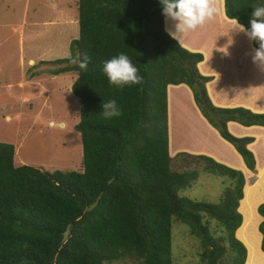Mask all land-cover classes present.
Instances as JSON below:
<instances>
[{"label": "trees", "instance_id": "trees-1", "mask_svg": "<svg viewBox=\"0 0 264 264\" xmlns=\"http://www.w3.org/2000/svg\"><path fill=\"white\" fill-rule=\"evenodd\" d=\"M253 5L264 6V0H224L223 10L249 28ZM76 16L77 36L69 40L67 56L50 61L62 64L50 73H76L70 89L78 103L74 129L80 135L82 168L14 165L13 145L0 141V264H172V219L199 239L201 262L244 264L247 249L235 237L243 174L206 155H169L166 86L184 83L190 89L201 115L252 173L257 169L246 145L253 138L232 135L226 122L264 126V113L211 103L205 88L209 77L196 67L202 55L163 29L160 0H77ZM119 53L138 68L141 84H109L103 62ZM85 55L89 63L82 70ZM113 99L121 115L105 119L102 102ZM180 156L202 160L205 172L230 180L217 202L178 195L197 175L195 169L170 168L172 158ZM256 210L264 253V201ZM202 215L216 220L222 235L210 236ZM67 224L68 236L61 241ZM220 242L228 246L225 262Z\"/></svg>", "mask_w": 264, "mask_h": 264}, {"label": "rangeland", "instance_id": "rangeland-1", "mask_svg": "<svg viewBox=\"0 0 264 264\" xmlns=\"http://www.w3.org/2000/svg\"><path fill=\"white\" fill-rule=\"evenodd\" d=\"M61 2L53 10L48 0H0V141L13 145L14 165L25 164L47 171H79L81 140L74 129L78 103L71 92V83L66 86L76 73H50L62 65L50 61L67 56L68 42L77 36V0ZM182 117L183 120L185 114ZM177 125L179 137L174 142L183 145V136L187 140L190 131H185L183 124ZM193 135L191 132L194 138ZM229 161L237 163L234 156ZM202 165V160L192 157L172 158L171 169L197 171L195 179L177 193L194 201L217 202L230 180L205 172ZM202 218L210 236L216 239L222 235L216 220L205 215ZM253 222L246 218L238 235L247 237V228ZM170 242L172 264H205L199 257L202 250L199 239L190 234L186 224L172 219ZM252 242L247 244L246 264H256V260L264 263V255L255 246L256 239ZM223 247L225 253L220 259L225 262L228 246L224 243Z\"/></svg>", "mask_w": 264, "mask_h": 264}, {"label": "crops", "instance_id": "crops-1", "mask_svg": "<svg viewBox=\"0 0 264 264\" xmlns=\"http://www.w3.org/2000/svg\"><path fill=\"white\" fill-rule=\"evenodd\" d=\"M60 2L68 4L71 0H48L53 10ZM162 26L168 34L175 31L174 23L165 16L162 18ZM233 27L234 19L225 16L222 3L220 12L203 26L183 34L182 37L169 35L185 49L202 55L196 67L201 75L209 77L205 88L214 106L243 107L255 113H264V64L254 62L256 48L252 46L251 39ZM71 82L69 80L66 86L68 87ZM183 114L185 118L182 120ZM166 122L170 156L177 152L202 154L242 172L244 177L242 196L237 205L241 225L235 229L234 236L242 241L245 250L247 249L244 264L249 258L247 244L251 245L253 239H256L255 246L261 255H264L259 247L261 235L257 230L261 216L256 210L257 205L264 201V126H244L234 121L226 122L228 130L234 136L253 138L246 145L255 159L257 172L252 173L246 168L236 150L222 139L200 114L190 89L184 83L166 86ZM177 124H183L185 131H190L187 140L183 136V145H176L174 142L176 137H179L180 128ZM191 132L194 133L195 139ZM257 134H260L259 138ZM231 156L236 158L237 163L229 161ZM246 218L253 219L254 222L247 228V237H241L238 235V229ZM256 264L264 263L256 260Z\"/></svg>", "mask_w": 264, "mask_h": 264}, {"label": "clouds", "instance_id": "clouds-1", "mask_svg": "<svg viewBox=\"0 0 264 264\" xmlns=\"http://www.w3.org/2000/svg\"><path fill=\"white\" fill-rule=\"evenodd\" d=\"M224 0H160L162 14L166 19L174 23L175 31L170 32L172 36H180L203 26L207 21L212 20L219 12L220 5ZM253 11L249 20L250 27L245 28L234 20L235 29L244 32L251 40L256 41L259 47L253 56L254 62L264 64V6L253 5ZM89 58L85 55L79 63L82 70H87ZM103 73L106 75L110 85L123 88L141 84L143 77L139 70L133 65L129 57L119 53L103 62ZM101 114L105 119L118 117L121 111L116 100L102 102Z\"/></svg>", "mask_w": 264, "mask_h": 264}, {"label": "water", "instance_id": "water-1", "mask_svg": "<svg viewBox=\"0 0 264 264\" xmlns=\"http://www.w3.org/2000/svg\"><path fill=\"white\" fill-rule=\"evenodd\" d=\"M98 200V196L91 202L88 204V206L85 208L86 211L90 210L97 202ZM68 227H69V224L66 225V228L65 230L62 232V237H61V241L65 240L66 237L68 236ZM246 256V254H245ZM48 264H51V263H48Z\"/></svg>", "mask_w": 264, "mask_h": 264}, {"label": "bare ground", "instance_id": "bare-ground-1", "mask_svg": "<svg viewBox=\"0 0 264 264\" xmlns=\"http://www.w3.org/2000/svg\"><path fill=\"white\" fill-rule=\"evenodd\" d=\"M241 235H242V234H241ZM241 237H242V236H241ZM252 246H253V245H252ZM248 247H249V246H248ZM251 248H252V247H251ZM252 249H253V248H252ZM250 254H251V252H250ZM251 255H252V254H251ZM254 255H255V254H254ZM253 258H254V257H253ZM253 258H252V259H253ZM248 261H249V260H248ZM251 263H252V262H251Z\"/></svg>", "mask_w": 264, "mask_h": 264}]
</instances>
